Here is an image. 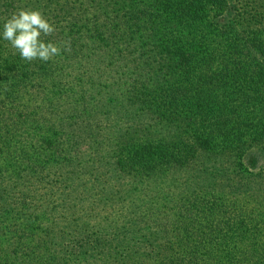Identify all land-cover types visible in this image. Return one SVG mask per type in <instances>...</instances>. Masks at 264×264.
<instances>
[{"label":"trees","instance_id":"1","mask_svg":"<svg viewBox=\"0 0 264 264\" xmlns=\"http://www.w3.org/2000/svg\"><path fill=\"white\" fill-rule=\"evenodd\" d=\"M87 1L0 41V264H264V0Z\"/></svg>","mask_w":264,"mask_h":264},{"label":"clouds","instance_id":"2","mask_svg":"<svg viewBox=\"0 0 264 264\" xmlns=\"http://www.w3.org/2000/svg\"><path fill=\"white\" fill-rule=\"evenodd\" d=\"M56 30L39 9L21 7L0 20V41H7L14 54L24 61L47 62L71 50L70 42H64L61 47L45 39Z\"/></svg>","mask_w":264,"mask_h":264},{"label":"rangeland","instance_id":"3","mask_svg":"<svg viewBox=\"0 0 264 264\" xmlns=\"http://www.w3.org/2000/svg\"><path fill=\"white\" fill-rule=\"evenodd\" d=\"M19 3L22 4V6H26V2L28 0H17ZM65 1L66 0H40L39 5H38V9L45 15L46 18L48 17H52L54 15L52 14H57L59 9V6H62L64 8V10L69 11V8L74 9V11H70L72 12V14H75L76 11L77 12H82V8L80 11H78L79 9V4L83 1L87 2L86 5V9L88 10L86 13V16L89 18L91 17V15L95 14V12L92 10V6H94V3H92L91 1H87V0H68L67 2V6H65ZM52 2V3H49ZM46 3H48L49 5L47 7H44L46 5ZM239 6L241 7V4H239ZM76 9V11H75ZM251 9V8H249ZM254 11H252V13H254ZM57 21V20H55Z\"/></svg>","mask_w":264,"mask_h":264}]
</instances>
